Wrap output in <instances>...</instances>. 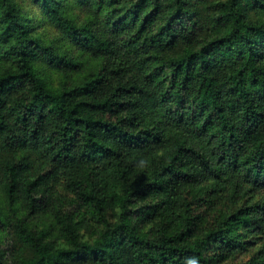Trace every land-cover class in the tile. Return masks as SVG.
I'll list each match as a JSON object with an SVG mask.
<instances>
[{"label":"trees","instance_id":"obj_1","mask_svg":"<svg viewBox=\"0 0 264 264\" xmlns=\"http://www.w3.org/2000/svg\"><path fill=\"white\" fill-rule=\"evenodd\" d=\"M0 264H264V0H0Z\"/></svg>","mask_w":264,"mask_h":264},{"label":"rangeland","instance_id":"obj_2","mask_svg":"<svg viewBox=\"0 0 264 264\" xmlns=\"http://www.w3.org/2000/svg\"><path fill=\"white\" fill-rule=\"evenodd\" d=\"M67 199L68 200H70V198L69 197H67ZM248 256H246V255H238L237 257H235L234 259H232V258H230V259H226V262H230V261H240V260H243V259H246Z\"/></svg>","mask_w":264,"mask_h":264}]
</instances>
